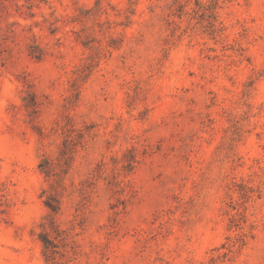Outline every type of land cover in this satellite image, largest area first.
Listing matches in <instances>:
<instances>
[{"label": "rangeland", "instance_id": "1", "mask_svg": "<svg viewBox=\"0 0 264 264\" xmlns=\"http://www.w3.org/2000/svg\"><path fill=\"white\" fill-rule=\"evenodd\" d=\"M0 264H264V0H0Z\"/></svg>", "mask_w": 264, "mask_h": 264}, {"label": "trees", "instance_id": "2", "mask_svg": "<svg viewBox=\"0 0 264 264\" xmlns=\"http://www.w3.org/2000/svg\"><path fill=\"white\" fill-rule=\"evenodd\" d=\"M49 208L51 211L55 212L56 211V206H53L52 204H48ZM41 239L45 245V247L53 246L50 239L44 234V236H41Z\"/></svg>", "mask_w": 264, "mask_h": 264}]
</instances>
